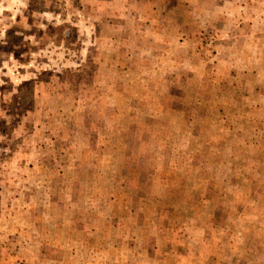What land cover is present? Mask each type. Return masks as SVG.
<instances>
[{"label": "rangeland", "instance_id": "rangeland-1", "mask_svg": "<svg viewBox=\"0 0 264 264\" xmlns=\"http://www.w3.org/2000/svg\"><path fill=\"white\" fill-rule=\"evenodd\" d=\"M0 264H264V0H0Z\"/></svg>", "mask_w": 264, "mask_h": 264}]
</instances>
